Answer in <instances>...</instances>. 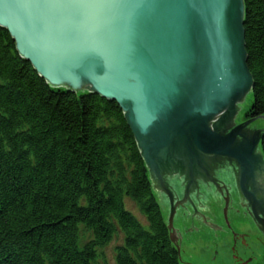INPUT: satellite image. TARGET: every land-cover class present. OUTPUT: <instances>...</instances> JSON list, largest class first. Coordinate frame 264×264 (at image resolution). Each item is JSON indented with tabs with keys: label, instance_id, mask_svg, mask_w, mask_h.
I'll return each instance as SVG.
<instances>
[{
	"label": "water",
	"instance_id": "95a60500",
	"mask_svg": "<svg viewBox=\"0 0 264 264\" xmlns=\"http://www.w3.org/2000/svg\"><path fill=\"white\" fill-rule=\"evenodd\" d=\"M244 12L243 0H0V27L51 87L120 106L152 188L177 194L175 207L218 190L232 163L264 233L263 185L246 186L264 179V129L235 123L253 86Z\"/></svg>",
	"mask_w": 264,
	"mask_h": 264
},
{
	"label": "trees",
	"instance_id": "16d2710c",
	"mask_svg": "<svg viewBox=\"0 0 264 264\" xmlns=\"http://www.w3.org/2000/svg\"><path fill=\"white\" fill-rule=\"evenodd\" d=\"M243 1L246 116L258 118L264 0ZM167 226L120 106L51 87L0 27V264H107L117 237L114 264H180Z\"/></svg>",
	"mask_w": 264,
	"mask_h": 264
},
{
	"label": "rangeland",
	"instance_id": "374dc122",
	"mask_svg": "<svg viewBox=\"0 0 264 264\" xmlns=\"http://www.w3.org/2000/svg\"><path fill=\"white\" fill-rule=\"evenodd\" d=\"M79 91L82 90L80 89ZM251 101L252 95L248 94L247 102L238 104L240 115H237L236 121L243 120ZM249 127H258L260 130H263L264 120L257 118L250 123ZM230 174L231 177H221L222 186L218 190H206L201 203L192 200L194 207L186 203V212L185 206L175 207L163 194L158 193L156 190L154 197L160 206V210L162 209L164 212L161 213L165 222L168 224L169 218H171V230L173 232L175 230L174 233L176 235L180 234L182 241L193 238H205L203 239L204 242L206 240H214L208 248L202 246L203 244H200V241H196L193 245L186 247L185 254H182V263L234 264V261L237 260V255L233 252L234 246L228 240L233 237L234 233L232 229L239 230L238 224L241 222L254 226L255 221L244 208L242 198L239 195L240 192L236 189L238 181L236 171L234 174L231 172ZM223 186H225L228 192H224ZM129 209L133 211L141 223L145 222L138 209L134 207H129ZM217 231H220V233L216 234ZM84 237H86L85 233L81 232V238ZM119 243L120 238L117 237L106 247L107 264H114V248ZM255 250L256 258L254 259V263L259 264L264 258V250L258 248V246L255 247ZM205 255L208 256L207 260L203 259Z\"/></svg>",
	"mask_w": 264,
	"mask_h": 264
},
{
	"label": "flooded vegetation",
	"instance_id": "af4514ba",
	"mask_svg": "<svg viewBox=\"0 0 264 264\" xmlns=\"http://www.w3.org/2000/svg\"><path fill=\"white\" fill-rule=\"evenodd\" d=\"M248 119H250L249 117L244 118L241 122L236 123V125H240L245 123ZM232 163L226 165L227 169L234 174V169L231 166ZM227 170V171H228ZM260 184L263 185L264 188V179L260 182L259 180L252 178L251 180H247L246 181V186L247 188L253 191H256L260 188ZM257 186L256 189H254V187ZM224 192H228L227 189L225 188V186H223ZM236 189L239 190L238 187V181H237V187ZM239 195L241 196V194L239 193ZM242 197V196H241ZM180 199L178 197L177 194L174 193V200H173V204H178L180 202ZM245 200V198H244ZM169 201V200H168ZM260 201V200H259ZM162 210V209H161ZM163 212V210L161 211ZM164 213V212H163ZM256 224V223H255ZM246 228H248L247 231H243L242 233H240V235H235L232 238L228 239L232 242V245L234 246L233 252L235 255H237V260L234 261V264H255L254 263V259L256 258V250L255 247L258 246V248H261L264 250V235L262 236V234H264L258 227V225H254L251 226V224H244ZM172 235H173V244L174 246L178 249V256L182 257V254H185L186 252V247H189L191 245L194 244V242L196 241H200V244H203L202 246H206L207 248L211 246V244L214 242V240H206L205 242L203 241V239L205 238H196V239H190L187 241H182L181 240V235L180 234H175V230L174 232L171 230ZM207 242V243H206ZM257 242V244H255ZM183 264H191L189 262H184ZM259 264H264V259L262 260L261 263Z\"/></svg>",
	"mask_w": 264,
	"mask_h": 264
},
{
	"label": "bare ground",
	"instance_id": "6f19581e",
	"mask_svg": "<svg viewBox=\"0 0 264 264\" xmlns=\"http://www.w3.org/2000/svg\"><path fill=\"white\" fill-rule=\"evenodd\" d=\"M250 119H253V118H251V117H249ZM250 119H248V120H250ZM259 151H260V154H261V156H262V158H263V160H264V155H263V152H262V150H261V148L259 147ZM146 166V165H145ZM147 168V167H146ZM152 186V185H151ZM153 189V188H152ZM154 190V189H153ZM155 192V191H154ZM156 193V192H155ZM124 202H125V204H126V206L129 208V207H132V204L125 198L124 199ZM134 207V206H133ZM136 219H137V217H136ZM256 225V224H255ZM238 226H239V230H236V229H232V232L234 233L233 234V236H235V235H240V233H242L243 231H247L248 230V228H246L245 227V225H244V222H241V223H239L238 224ZM236 228H238V227H236ZM172 233V232H171ZM220 233V231H217V233L216 234H219ZM222 235V234H221ZM226 235V234H225ZM264 234H262V236H263ZM173 236V235H172ZM216 236H218V235H216ZM222 237V236H221ZM223 240H225V239H223ZM231 241H232V238H231ZM207 248V247H206ZM203 259H205V260H207L208 259V256L207 255H205V258H203ZM201 261H204V260H201Z\"/></svg>",
	"mask_w": 264,
	"mask_h": 264
}]
</instances>
